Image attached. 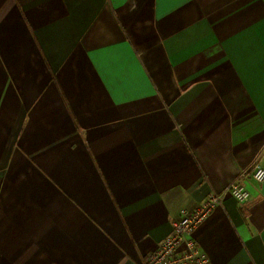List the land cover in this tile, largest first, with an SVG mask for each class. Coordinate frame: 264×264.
<instances>
[{"label": "crops", "instance_id": "obj_1", "mask_svg": "<svg viewBox=\"0 0 264 264\" xmlns=\"http://www.w3.org/2000/svg\"><path fill=\"white\" fill-rule=\"evenodd\" d=\"M264 0H0V264H145L193 233L264 264Z\"/></svg>", "mask_w": 264, "mask_h": 264}, {"label": "built area", "instance_id": "obj_2", "mask_svg": "<svg viewBox=\"0 0 264 264\" xmlns=\"http://www.w3.org/2000/svg\"><path fill=\"white\" fill-rule=\"evenodd\" d=\"M244 176L237 177L221 193H209L196 209L180 210L179 219L173 223L170 235L147 257L145 264H212L207 254L198 247L193 233L214 209L222 206L227 196L238 203L250 200V194L242 182ZM252 178L258 184L264 182V148L252 166Z\"/></svg>", "mask_w": 264, "mask_h": 264}]
</instances>
